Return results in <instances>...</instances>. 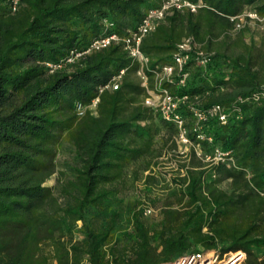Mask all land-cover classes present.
<instances>
[{
    "label": "trees",
    "instance_id": "1",
    "mask_svg": "<svg viewBox=\"0 0 264 264\" xmlns=\"http://www.w3.org/2000/svg\"><path fill=\"white\" fill-rule=\"evenodd\" d=\"M188 1L204 6L174 12L142 41L149 84L151 71L172 62L183 37L214 53L206 67L188 64L185 87L164 86L199 96L203 108H240V118L225 125L209 122L213 143L204 144L206 151H231L236 167L205 169L190 154L189 164H180L186 175L173 178L175 202L162 206L160 221L147 224L137 201L129 226L119 229L118 211L107 205L125 183L126 167L145 160L147 171L162 156L156 121L173 149L177 129L144 105L138 64L121 45L53 72L47 64H59L105 33L136 29L158 1L21 0L9 14L7 0H0V264H168L191 250L216 249L243 251L245 264H264V101L249 99L264 87V30L258 42L247 41V28L233 31L247 9L263 17L264 0ZM105 20L113 28L106 30ZM121 70L119 88L99 95L97 115L87 110L77 117L76 102L89 105ZM239 98L244 102L236 103ZM63 140L74 150L75 165L71 176L60 172L57 196L45 183ZM225 181L227 191L219 187Z\"/></svg>",
    "mask_w": 264,
    "mask_h": 264
},
{
    "label": "built area",
    "instance_id": "2",
    "mask_svg": "<svg viewBox=\"0 0 264 264\" xmlns=\"http://www.w3.org/2000/svg\"><path fill=\"white\" fill-rule=\"evenodd\" d=\"M158 5L149 8L137 26L136 29L127 30L123 35L117 33H105L100 38L94 40L85 50L73 51L70 56L57 65L47 64L50 72L63 68L67 64H72L79 58L93 52L101 51L112 44L121 45L128 56L138 64L136 77L140 85L145 89L146 96L143 103L146 107L157 113L161 119L172 124L177 129L174 137L176 148L173 149L171 155L181 158L182 161L175 160V171L179 172L178 177L186 175V168H181L180 164L187 162L189 164L190 154L197 161L203 164V168L211 169L218 165H224L227 168H235L236 163L231 151H225L221 147H213L210 151L204 149V144L212 146L213 137L206 133L209 122L216 121L221 125H225L233 117L240 118L241 110L234 104L232 107H224L222 105H213L203 108L200 105L199 96L191 97L187 94L172 93L164 84H176L178 87H185L189 77L188 64L193 62L196 67H206L212 62L214 53L207 52L201 44L197 43L192 37H183L177 44V48L169 64L157 66L151 72L153 74V85L150 87L149 76L147 70L150 64V57L141 50L143 39L153 33L157 27L164 22L167 16L174 12H190L197 11L204 5L192 3L188 0H157ZM21 7V0H7L6 8L9 14H15ZM257 20L264 24V16L260 17L252 11H245L238 17ZM231 21L236 17H231ZM106 30L113 28V23L108 20L104 21ZM242 28V24L238 21L235 25L234 32ZM125 70H121L111 80L98 88L97 96L89 105H83L80 102L75 104V113L77 117L84 116L87 110L92 115H97V106L99 103V95L104 90H117L121 85V81ZM253 102L264 101V87L253 93L249 98ZM246 99V101H249ZM238 102H244L239 98ZM187 110L191 116L190 120L183 115V111ZM192 136V137H191ZM188 168V166H187ZM213 177H215L213 175ZM177 178V177H176ZM153 213L151 208L144 210V215L148 216ZM246 254L243 251L228 252L221 254L219 249L216 250H200L188 251L182 256L173 259L168 264H245ZM51 264H56L52 262Z\"/></svg>",
    "mask_w": 264,
    "mask_h": 264
},
{
    "label": "rangeland",
    "instance_id": "3",
    "mask_svg": "<svg viewBox=\"0 0 264 264\" xmlns=\"http://www.w3.org/2000/svg\"><path fill=\"white\" fill-rule=\"evenodd\" d=\"M246 11L249 12L250 10L247 9ZM246 18L242 17L239 20L242 24L241 29L247 28V41L254 38V40L258 42L264 30V24L257 20L250 18L247 20ZM163 135H166V132L161 127L160 122L156 121L154 135L155 145L163 149L162 156L156 159L152 167L147 171H144L145 160L130 163L125 170V183L117 187V195H113L110 203L107 205L108 210L118 211L119 229H125L129 226L130 211L137 201L142 203L140 206L142 209L151 208L153 210V213L148 216H145L143 213V219L149 225H155L160 221V210L165 203L168 201L175 202L177 190L174 187L173 178L178 177L179 172L175 171L174 162L175 160L182 161V159H177V157L171 155L173 143L167 140V137L163 138ZM165 140L166 144L164 142ZM53 164L55 172L45 185L52 187L54 189V194L58 196V178L60 177V172H64L67 176H71V168L75 165L74 150L65 140L61 141L56 147V155ZM148 176H150L151 179L146 184L145 181ZM219 187L227 191L229 189V181L222 182ZM60 201L62 202L63 200L60 199ZM174 205L176 206V203H174ZM91 216L92 214L89 217ZM80 238L79 234H75L76 240Z\"/></svg>",
    "mask_w": 264,
    "mask_h": 264
}]
</instances>
